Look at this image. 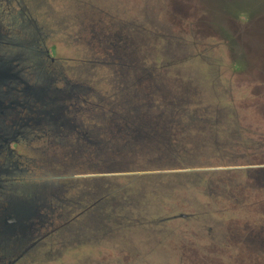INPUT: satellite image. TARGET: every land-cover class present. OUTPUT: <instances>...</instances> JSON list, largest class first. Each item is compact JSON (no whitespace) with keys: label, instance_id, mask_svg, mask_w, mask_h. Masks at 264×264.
<instances>
[{"label":"rangeland","instance_id":"obj_1","mask_svg":"<svg viewBox=\"0 0 264 264\" xmlns=\"http://www.w3.org/2000/svg\"><path fill=\"white\" fill-rule=\"evenodd\" d=\"M19 1L3 3L18 11ZM168 2L21 1L51 34L48 44L57 46L58 58L79 59L81 71L88 68L87 60L94 61L90 95L109 101L95 114L105 111L112 117L113 103L127 120L142 113L214 115L211 122L192 127L183 116L185 121L178 122L184 125L156 136L153 150L127 151V161L136 159L128 169L109 166L102 177L81 180L80 208L114 192L80 219L77 231L63 229L52 246L18 264H253L252 254L219 235L228 227L262 223L264 217L246 205L264 200V192L251 195L252 203L238 204L215 197L212 189L222 179L253 181L247 169L216 168L264 165V59L255 57L241 37L264 14V0H184L189 15L178 25ZM93 31L100 39H89ZM109 36L127 45L122 62L89 45L102 49ZM155 67L169 72L154 73ZM145 77L155 81L141 93L137 80ZM89 79L79 76L81 82ZM82 112L86 127L88 111Z\"/></svg>","mask_w":264,"mask_h":264},{"label":"flooded vegetation","instance_id":"obj_2","mask_svg":"<svg viewBox=\"0 0 264 264\" xmlns=\"http://www.w3.org/2000/svg\"><path fill=\"white\" fill-rule=\"evenodd\" d=\"M3 1L0 0V264H18L52 246L63 229L77 231L80 219L96 210L93 201H85V207L80 208L81 180L98 179L109 166L128 169L136 159L127 161V151H136L139 146L142 151L153 150L156 136L161 132L171 134V127L184 125L178 122L185 121L184 117L192 127L195 122H211L214 114L142 113L127 120L112 112L111 106L108 110L112 117L105 111L95 114L99 99L91 97L94 87L89 82L95 76L94 61L87 60L88 68L81 71L79 59L58 58L57 46L48 44L51 34L27 14L29 10L22 0H18L22 8L18 11L14 6L5 7ZM94 32L89 39L99 38ZM106 38L102 49L89 43L92 50L123 60L127 45L111 42L110 36ZM124 66L119 68L122 75ZM160 71L169 72L155 67L154 73ZM80 74L90 79L81 82ZM139 79L141 93L155 81L149 77ZM87 94L89 106L82 104L87 102ZM100 102L104 105L99 109L104 110L109 101ZM82 111H88L87 118H82L86 127L81 124ZM132 121L139 123L133 125ZM109 123L113 125L107 127ZM96 129L98 139L92 135ZM116 137L121 138V143L113 146L115 151L94 155L96 146L109 149L113 139L117 142Z\"/></svg>","mask_w":264,"mask_h":264},{"label":"water","instance_id":"obj_3","mask_svg":"<svg viewBox=\"0 0 264 264\" xmlns=\"http://www.w3.org/2000/svg\"><path fill=\"white\" fill-rule=\"evenodd\" d=\"M168 4L172 9L171 16L177 19L176 15L188 16L187 8L183 5L184 0H168ZM157 8V7H156ZM184 13V14H183ZM261 17H256L253 19L251 24L243 31L241 36L247 42L252 50V54L258 59H264V14L260 13ZM174 47L178 50L177 47ZM226 169H247L248 175L252 182L244 183L240 181H235L232 178L227 180H221L225 185L216 184L212 189V194L215 197H224L235 201L238 204L250 203L251 195L256 194V192H264V165L253 166V167H225L216 168L215 170ZM188 171H198V170H188ZM252 203V202H251ZM259 213L264 217V200H257L252 203V205H246ZM26 215L22 214V218ZM20 217V216H19ZM182 217H186L182 215ZM21 218V219H22ZM262 223L254 225L251 222H246L242 227H228L227 229H222L220 232V238L223 242L228 243L230 246H240L246 249L247 253L252 254L253 264H264V219L261 220ZM212 232V231H211ZM213 234V233H212ZM213 240L215 237H212ZM214 242V241H213Z\"/></svg>","mask_w":264,"mask_h":264},{"label":"trees","instance_id":"obj_4","mask_svg":"<svg viewBox=\"0 0 264 264\" xmlns=\"http://www.w3.org/2000/svg\"><path fill=\"white\" fill-rule=\"evenodd\" d=\"M183 5H185L184 4V1H183ZM184 14V13H183ZM175 16H177V21H183V19H187V17L188 16H186V17H184V16H180V15H176L175 14ZM177 44H178V42H175V46H177ZM113 59H118L119 61H121L122 62V57H115V56H113ZM113 62L114 63H116L114 60H113ZM88 97H86V100H87V102L85 103L86 104V106H89V103H88ZM115 103V102H114ZM118 103V102H117ZM95 104H96V108H95V111H97V109H99V107H102L104 104L103 103H101V102H95ZM115 105H116V103H115ZM114 105H113V103H112V106H111V108H113V109H115V110H113L112 112H117V110H116V108L115 107H113ZM107 106L105 105V108H106ZM112 123H114V122H112ZM110 123L109 124H106V126L107 127H110ZM113 125V124H112ZM111 125V126H112ZM120 125V124H119ZM113 128V127H112ZM116 139H117V142L113 139L111 142H110V147H109V149H107V148H103V146H94L95 147V152H94V155H96V156H98V155H103V151H107V153L108 152H113V151H115L116 149H114V147L113 146H115V145H119L120 143H121V138H117L116 137ZM88 150H89V148H88ZM92 150V149H91ZM113 192L114 191H110L109 192V194H110V196L113 194ZM109 194H107V195H109ZM101 198V199H100ZM106 199V196L105 195H102L101 197H98L96 200H94L93 202V204H95V207L96 208H99V207H102L103 205V202H104V200Z\"/></svg>","mask_w":264,"mask_h":264}]
</instances>
